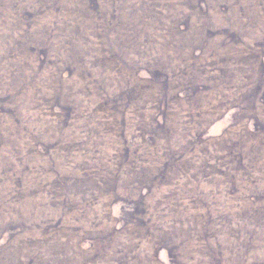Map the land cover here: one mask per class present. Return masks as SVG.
Here are the masks:
<instances>
[{
	"label": "rangeland",
	"instance_id": "rangeland-1",
	"mask_svg": "<svg viewBox=\"0 0 264 264\" xmlns=\"http://www.w3.org/2000/svg\"><path fill=\"white\" fill-rule=\"evenodd\" d=\"M0 264H264V0H0Z\"/></svg>",
	"mask_w": 264,
	"mask_h": 264
}]
</instances>
